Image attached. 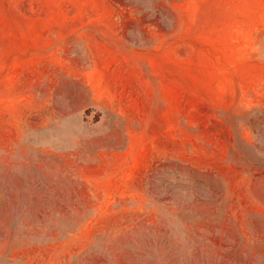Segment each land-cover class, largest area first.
<instances>
[{
  "label": "rangeland",
  "instance_id": "obj_1",
  "mask_svg": "<svg viewBox=\"0 0 264 264\" xmlns=\"http://www.w3.org/2000/svg\"><path fill=\"white\" fill-rule=\"evenodd\" d=\"M0 264H264V0H0Z\"/></svg>",
  "mask_w": 264,
  "mask_h": 264
}]
</instances>
